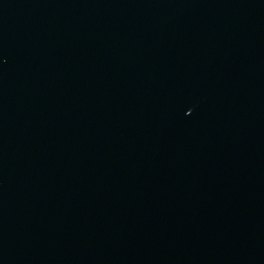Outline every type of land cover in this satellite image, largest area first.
I'll list each match as a JSON object with an SVG mask.
<instances>
[{
    "label": "water",
    "instance_id": "obj_1",
    "mask_svg": "<svg viewBox=\"0 0 264 264\" xmlns=\"http://www.w3.org/2000/svg\"><path fill=\"white\" fill-rule=\"evenodd\" d=\"M0 264H264V0H0Z\"/></svg>",
    "mask_w": 264,
    "mask_h": 264
}]
</instances>
